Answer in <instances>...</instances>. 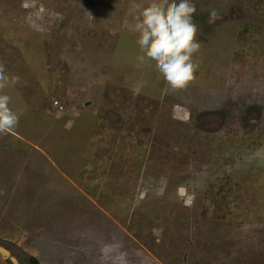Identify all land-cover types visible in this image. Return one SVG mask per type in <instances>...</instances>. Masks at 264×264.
I'll use <instances>...</instances> for the list:
<instances>
[{"label":"rangeland","instance_id":"rangeland-1","mask_svg":"<svg viewBox=\"0 0 264 264\" xmlns=\"http://www.w3.org/2000/svg\"><path fill=\"white\" fill-rule=\"evenodd\" d=\"M149 2L0 0L20 77L0 238L24 260L0 264H264V0H192L199 70L177 92L136 67Z\"/></svg>","mask_w":264,"mask_h":264},{"label":"clouds","instance_id":"clouds-1","mask_svg":"<svg viewBox=\"0 0 264 264\" xmlns=\"http://www.w3.org/2000/svg\"><path fill=\"white\" fill-rule=\"evenodd\" d=\"M133 7L136 11L133 30L138 33L136 43L141 53L136 57V67L154 61L155 70L172 92L186 89L199 70V62L194 60L201 48L199 29L193 19L196 5L192 0H150L146 6L137 3ZM217 18L218 12L213 9L209 23ZM19 81L20 77L9 74L5 63L0 61V135H7L18 127L20 115L10 106L12 97L5 89ZM146 86V81L137 82L132 88L133 94L139 95ZM258 154L246 159L251 161ZM4 194L0 189V195Z\"/></svg>","mask_w":264,"mask_h":264},{"label":"trees","instance_id":"trees-1","mask_svg":"<svg viewBox=\"0 0 264 264\" xmlns=\"http://www.w3.org/2000/svg\"><path fill=\"white\" fill-rule=\"evenodd\" d=\"M0 245L5 246L6 249H9L13 254H15V255L17 256V254H16V253L13 251V249L11 248V245H9L5 239L0 238ZM17 257L20 258V261H21L22 263H24V260H23L21 257H19V256H17ZM28 262H29L30 264H42V263L39 261V259H38L36 256H33V255H32V256H29V258H28ZM10 263L13 264V262H12L11 260H10Z\"/></svg>","mask_w":264,"mask_h":264},{"label":"bare ground","instance_id":"bare-ground-1","mask_svg":"<svg viewBox=\"0 0 264 264\" xmlns=\"http://www.w3.org/2000/svg\"><path fill=\"white\" fill-rule=\"evenodd\" d=\"M0 250L5 253V255H10L9 251L3 247H0Z\"/></svg>","mask_w":264,"mask_h":264},{"label":"water","instance_id":"water-1","mask_svg":"<svg viewBox=\"0 0 264 264\" xmlns=\"http://www.w3.org/2000/svg\"><path fill=\"white\" fill-rule=\"evenodd\" d=\"M9 256H10V257H11V256L13 257V255H11V254H10ZM16 259H17V258H16ZM17 260H18V259H17ZM18 264H21V263L19 262V260H18Z\"/></svg>","mask_w":264,"mask_h":264}]
</instances>
